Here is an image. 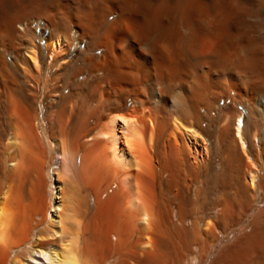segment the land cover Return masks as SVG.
<instances>
[{
  "label": "bare ground",
  "instance_id": "bare-ground-1",
  "mask_svg": "<svg viewBox=\"0 0 264 264\" xmlns=\"http://www.w3.org/2000/svg\"><path fill=\"white\" fill-rule=\"evenodd\" d=\"M0 264H264V0H0Z\"/></svg>",
  "mask_w": 264,
  "mask_h": 264
}]
</instances>
